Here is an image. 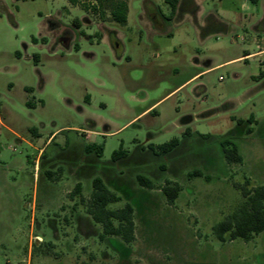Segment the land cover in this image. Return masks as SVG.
Masks as SVG:
<instances>
[{"label":"rangeland","instance_id":"obj_1","mask_svg":"<svg viewBox=\"0 0 264 264\" xmlns=\"http://www.w3.org/2000/svg\"><path fill=\"white\" fill-rule=\"evenodd\" d=\"M171 12L165 0H0V264H264V232L227 243L213 233L247 179L264 185V0H179ZM251 116L253 133L233 138L244 160L228 164L220 141ZM53 133L39 173L43 163L61 178L38 182ZM174 138L168 156L148 149ZM121 147L129 157L113 163ZM196 169L210 180L189 178ZM105 171L122 197L112 208L137 206L130 245L101 241L80 205L73 219L70 174H93L89 198ZM166 180L182 189L173 204Z\"/></svg>","mask_w":264,"mask_h":264},{"label":"trees","instance_id":"obj_2","mask_svg":"<svg viewBox=\"0 0 264 264\" xmlns=\"http://www.w3.org/2000/svg\"><path fill=\"white\" fill-rule=\"evenodd\" d=\"M172 9V15L175 14L179 0H165ZM115 19L125 23L126 15L115 14ZM264 72L261 71L259 77H263ZM254 118L251 116L247 121L238 120V128L233 132L230 138H224L220 141V147L225 161L228 164H241L244 157L240 153L239 145L233 140L234 137H241L243 135H251L253 128L247 124L253 123ZM246 126V128H244ZM190 130H186L184 136L191 135ZM204 137V135H199ZM180 140L177 138L171 141L158 145L148 146L152 155L160 158L172 154L178 146ZM103 145H86L85 152L88 155L95 154L100 158L103 153ZM145 151V146H142ZM128 153L122 149L114 151L112 160L113 163L124 161L128 158ZM160 172H167V164H159ZM103 177H95L92 179V191L89 198L84 195V185L78 183L75 185L73 191L70 193L71 200L78 198V203L72 207V215H78V205L84 207L85 214L90 217L94 224L101 228L99 238L101 241L111 243L112 238H119L124 245H130L135 240V214L137 206H133L130 202H125L121 208H112L122 201V197L115 191L109 188L110 179L117 176L115 172L105 171ZM122 175V172H120ZM56 173L48 170L45 171V176L48 180H57L60 176H55ZM189 178H202L209 181L210 178L201 170H194L187 174ZM136 180L140 187L146 190L155 189L154 180L149 177L137 173ZM249 180H246V186L241 188L243 201L241 204L223 220L213 226V233L215 237L222 243L232 242L235 240H243L245 242L251 241L255 236L264 232V185L248 187ZM161 190L169 204H173L181 193V186L178 183L166 180L164 185L158 188Z\"/></svg>","mask_w":264,"mask_h":264},{"label":"crops","instance_id":"obj_3","mask_svg":"<svg viewBox=\"0 0 264 264\" xmlns=\"http://www.w3.org/2000/svg\"><path fill=\"white\" fill-rule=\"evenodd\" d=\"M243 7H244V9H249L250 8V5H249V3H248V1H245L244 3H243ZM208 20L211 22H218V19L216 18V16L215 15H213V14H210L209 15V17H208ZM253 56H255V54H246V55H244L243 57H240V59L241 58H245V57H247V58H249V57H253ZM247 60V59H246ZM55 135V133H53L45 142H44V144H43V146L42 147H39L38 148V156H37V158H36V160H35V177H34V179L35 180H38V182L39 181H41V180H46V181H50V180H48L46 177H44V175L42 174V173H39V162H40V160L41 159H43V156L45 155V148L46 147H48L50 144H52L53 143V141L55 140V138H56V136H54ZM68 145V142L66 141V146ZM85 148V147H84ZM39 158H40V160H39ZM42 165V171L43 172H45V171H48V170H50V169H45V167H43V163H41ZM71 171H74L73 169H70V172ZM74 173V172H73ZM72 177H74L75 178V185L76 184H78V183H82L83 185H84V181L85 180H89V179H91L90 177H92V175L93 174H89V175H84V176H77L75 173L72 175V174H70ZM103 175V174H102ZM61 178V177H60ZM50 189H51V187H50V185L49 184H47V183H45V191L46 192H48V191H50ZM37 198H38V194H37V196H36V201H37ZM81 216H80V214H78V215H75L74 217H73V219L78 223V222H80V220H81ZM86 218L87 219H89V217L88 216H86ZM90 220V219H89Z\"/></svg>","mask_w":264,"mask_h":264}]
</instances>
